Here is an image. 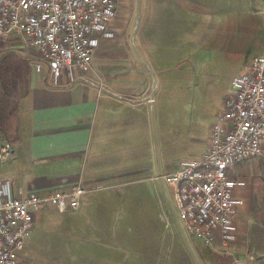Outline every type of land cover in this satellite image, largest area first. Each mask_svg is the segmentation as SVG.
<instances>
[{
	"label": "crops",
	"instance_id": "0c3cea01",
	"mask_svg": "<svg viewBox=\"0 0 264 264\" xmlns=\"http://www.w3.org/2000/svg\"><path fill=\"white\" fill-rule=\"evenodd\" d=\"M206 2L117 0L112 35L100 38L89 70L73 79L66 72L59 85L45 64L35 69V48L17 37L1 38L11 45L6 50L30 59L31 71L17 110L20 140L0 160V179L13 182L15 196L73 184L89 190L78 210L58 217L51 205L35 211L19 264H175L177 258L191 264L193 236L183 233L158 176L206 151L211 123L222 110L204 112L188 137L174 138L180 128L171 126L175 97L168 89L183 75L173 74L183 55L192 58L191 66L202 58L194 43ZM213 4L227 14L239 5L254 13L260 8L264 20V0ZM6 142L0 131V145ZM250 160L235 172L245 181L233 192L243 200L236 241L226 249L206 247L215 254L202 251V264H264V254L249 252L251 206L258 198ZM67 245L72 256L64 252Z\"/></svg>",
	"mask_w": 264,
	"mask_h": 264
},
{
	"label": "built area",
	"instance_id": "2783aa9c",
	"mask_svg": "<svg viewBox=\"0 0 264 264\" xmlns=\"http://www.w3.org/2000/svg\"><path fill=\"white\" fill-rule=\"evenodd\" d=\"M116 13L117 0H0V39L17 37L35 48V69L45 64L52 84L59 85L66 72L73 79L89 70L100 38L112 35L109 25ZM230 83L211 123L206 151L179 160L158 176L183 233L217 249L237 238L243 200L233 192L245 185L235 176L238 166L264 156V50ZM10 146L0 145V160ZM12 184L0 179V264H19L25 239L35 227V211L50 205L60 212L78 210L89 191L73 184L15 196Z\"/></svg>",
	"mask_w": 264,
	"mask_h": 264
},
{
	"label": "rangeland",
	"instance_id": "374dc122",
	"mask_svg": "<svg viewBox=\"0 0 264 264\" xmlns=\"http://www.w3.org/2000/svg\"><path fill=\"white\" fill-rule=\"evenodd\" d=\"M206 3L208 6L204 8L201 38L194 43L196 47L200 46L202 58L195 59L191 66L187 61L192 58L183 55L182 61L174 65L173 72L174 75H183L173 79L168 89L175 97L171 126L180 128V133L175 134L174 138H179L183 132L188 137L191 126L203 122L204 112L213 115L221 110L223 99L231 91V78L244 72L250 60L264 50V20L260 8L254 13L239 5L237 10L227 14L219 6H214L213 0H207ZM10 46L7 41L0 39V52ZM251 162L258 198L251 206L253 223L249 228V252L255 256L257 253L264 254V157ZM55 210L53 216H60V211ZM188 238L194 244L190 249L191 264H202L199 254L208 246L193 237ZM66 249L72 256L73 251L68 245L64 247V252ZM206 252L214 253L209 249ZM210 258L212 260V255ZM177 260L175 264H181L180 258Z\"/></svg>",
	"mask_w": 264,
	"mask_h": 264
},
{
	"label": "trees",
	"instance_id": "16d2710c",
	"mask_svg": "<svg viewBox=\"0 0 264 264\" xmlns=\"http://www.w3.org/2000/svg\"><path fill=\"white\" fill-rule=\"evenodd\" d=\"M30 71V59L19 52L0 54V131L11 146L20 140L17 110L28 91Z\"/></svg>",
	"mask_w": 264,
	"mask_h": 264
},
{
	"label": "water",
	"instance_id": "95a60500",
	"mask_svg": "<svg viewBox=\"0 0 264 264\" xmlns=\"http://www.w3.org/2000/svg\"><path fill=\"white\" fill-rule=\"evenodd\" d=\"M153 82H154V86H155L156 85L155 78L153 79Z\"/></svg>",
	"mask_w": 264,
	"mask_h": 264
}]
</instances>
